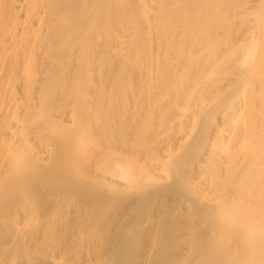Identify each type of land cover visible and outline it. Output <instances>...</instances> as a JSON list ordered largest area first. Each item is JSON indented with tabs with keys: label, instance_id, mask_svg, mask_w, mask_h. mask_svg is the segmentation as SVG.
<instances>
[{
	"label": "bare ground",
	"instance_id": "bare-ground-1",
	"mask_svg": "<svg viewBox=\"0 0 264 264\" xmlns=\"http://www.w3.org/2000/svg\"><path fill=\"white\" fill-rule=\"evenodd\" d=\"M0 264H264V0H0Z\"/></svg>",
	"mask_w": 264,
	"mask_h": 264
}]
</instances>
